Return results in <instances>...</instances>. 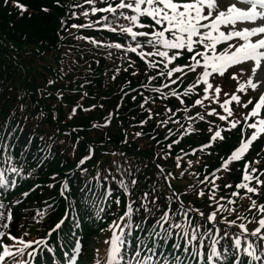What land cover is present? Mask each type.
Returning a JSON list of instances; mask_svg holds the SVG:
<instances>
[{
  "label": "snow or ice",
  "instance_id": "obj_1",
  "mask_svg": "<svg viewBox=\"0 0 264 264\" xmlns=\"http://www.w3.org/2000/svg\"><path fill=\"white\" fill-rule=\"evenodd\" d=\"M83 3L89 7L79 15H82L86 20L89 15L95 16L97 13L102 15L97 20H89L86 24L74 23L71 27H98L116 34L120 41H124L123 43L105 42L90 36L82 38L96 47L122 50L123 58L128 62V67L123 69L124 72H127L129 68L136 67V63L130 55L135 54L145 65L144 72L148 81L159 82L155 87L151 84H141L137 89L131 90L133 93L143 96L140 107L148 113L146 120L139 122L140 125L151 120L153 115H159V113L154 114L151 108L145 107L149 103L155 105L157 97L144 96L142 92H139L141 88L158 94V97L164 101L175 98L180 105H185L182 109L177 108L175 112L165 106V113H170V115L166 119L157 120V124L161 127L169 123L179 124L181 129L178 133L179 137L197 132L198 130L193 127L197 120L209 123L208 141L201 144L199 148H191L192 154L197 151L203 153L217 141L223 143L225 141L223 132H231L242 121L244 124L240 130L241 137L238 145L233 147L226 158L221 157L218 168L197 181L201 185H204L205 182L211 185L207 199L211 202L209 207L212 210L206 217L203 211L183 203L180 196L171 189L170 180L174 178L173 174L168 172L165 175L164 169L157 164L156 167L159 170L157 175L169 188V194L165 197L167 206L158 202L160 197L156 195L155 188L142 194L139 206H134V202L129 198L123 214L118 220H113L108 225L111 236L105 241L107 245L106 259L103 264H253V262L264 264V231H262L264 230V204L257 206L256 201L248 195L250 193L259 194L260 189L264 188V178L260 175H253V173H257L258 169L251 167L249 171L250 164L245 161L242 179L234 185L236 189L246 190L242 198L251 201L249 208L255 207L258 210L259 219L253 218L251 222L255 224V227L251 231L246 227V218L239 215L232 220L223 216L217 220L218 214L227 212L231 215L235 213V209L226 208L216 199L219 190L216 181L221 178L217 173L230 171L232 162L241 161L253 142L257 141L261 134H264V116H261V109H264V93H261L259 99L253 104L251 98L245 102L237 95V92L246 90L245 84H240L236 92L229 93L223 90L222 84L214 83L217 78L216 74L223 80L231 72L232 66L253 62L252 74L248 76L246 85L257 91L259 88H264V0H230L228 3H224L223 0H83ZM56 4L59 6V0H56ZM17 6L22 11L24 10L23 5L18 4ZM82 7V4L76 2L70 6V9ZM43 10L47 11L48 9ZM71 16L76 17L77 12L71 11ZM61 23L62 26L66 25L64 20ZM239 25L243 26L239 27ZM183 59H186L187 63H178ZM120 71L119 67L115 69L113 80ZM138 72L139 69L133 71L132 76L138 75ZM150 73H154V75ZM189 74H194V80L184 88L182 93L178 92L177 87L183 84ZM237 75V73H232L231 79L235 80ZM53 83L52 80L48 81L49 85ZM197 86L202 89V95L191 100V94L197 89ZM61 95L58 93V98ZM84 95L86 96L87 93ZM221 95L224 97L222 101ZM124 98L125 96H121V100ZM136 98V94H133V101ZM185 98H189L190 103L185 104ZM205 101L209 104H217L223 110V114L217 112L216 108H209ZM233 101L239 108L247 109L249 105H252L251 110L246 114L241 113L242 121L236 118L234 110L229 107ZM195 106L202 108L203 114L196 112L194 119L188 110ZM119 107L118 104L117 109ZM21 108H23L22 105ZM92 108H95V105L84 110L90 111ZM181 111L185 114L184 118L191 122L187 128L179 120L172 119ZM76 112L77 108L73 107L69 118ZM114 113L115 110L109 112L108 118L104 121V127L110 125ZM208 117H218L219 121L224 122V126L212 123L207 119ZM250 118H252L251 122ZM101 126L98 123L92 125L94 128ZM8 127L9 121H6L3 130L0 131V191L14 189L19 180L31 178L34 171L27 168L28 161L26 159L32 148V137L29 136L28 142L21 144L19 137L13 139L18 130L22 131L19 125L12 127L11 131H8ZM246 129L252 130L251 135L246 134ZM141 135V132L135 133L137 137ZM171 135L172 129L169 128L165 140ZM180 142V139H173L171 143L167 144L169 151L164 153L165 159L169 157L172 147ZM17 147L25 157L24 160L15 155L14 149ZM92 147L89 145V154L83 156L76 165L81 174L86 175V169L82 166L92 158ZM180 151L185 156L189 154L184 149ZM37 152L51 154V147L38 146ZM209 154L211 153L209 152ZM33 158L36 159V157ZM44 160L45 157L40 156L37 167L43 164ZM175 160L176 167L180 168L181 157L177 155ZM187 163L191 167L193 163L199 164L200 160L197 159L195 162L188 160ZM252 163H259V161ZM204 167L207 168L208 165L205 164ZM26 171L27 175H25ZM118 171L123 172L124 170L118 167ZM9 173L11 176L8 175ZM184 174V172L180 173L181 176ZM52 178L55 179V174ZM93 179L96 181L97 189L101 187V179L109 184L115 181L118 189L129 197L131 187L137 183L135 178L131 179L130 183H126L123 178L117 181L110 172L101 178L98 171ZM84 183L88 185L89 181ZM35 187H39V185H34L33 190ZM47 187L52 188L53 185L48 184ZM60 187V196L68 199L65 193L70 194L69 179L66 178ZM189 187L193 189V194L196 197H205L204 188L197 190L195 185H189ZM232 187V184L224 185V188ZM112 193L111 187H108L102 196L98 192H92L91 195L94 197L92 203L95 205L96 200L103 203L109 200ZM28 195V191L22 193L24 198ZM237 195L238 192H231L232 197ZM83 197L84 193H82ZM223 199L225 197L221 196L220 200ZM120 202V197L117 196L114 203L119 206ZM173 202L177 205L175 210L172 208ZM13 203H20V200L13 201ZM234 203L235 201L229 197L228 204ZM53 206L48 205L47 207L51 209ZM95 210L97 213L105 211L104 208L98 206ZM69 214L73 217L72 225L68 230L69 239L67 243L61 240V244L62 247H67L69 244L72 247L70 253L64 252V255L68 257L64 264H78L79 255L82 254V242L76 237L73 229L80 226L79 215H88V206L85 204L78 211L75 204H69L65 211V217ZM38 215L43 218L45 213L40 212ZM150 220L151 224H149ZM238 220L241 222L237 223ZM8 221H11V212L8 214ZM64 224L65 218L62 217L49 230V236L53 232L61 230ZM2 227L8 229L9 224L5 223ZM6 234L8 239L15 243L5 244L0 241V264H32L38 250L40 254H43L45 249L49 253H54V249L46 244L48 236L26 241L23 238L12 236L10 232H0V237ZM242 239L245 241L243 244L241 243ZM253 239L254 242H252ZM31 245H35V247H30ZM169 245L170 247H168ZM25 254L29 257L27 261L18 258ZM52 264H59L55 256H53ZM94 264H102V261L97 258Z\"/></svg>",
  "mask_w": 264,
  "mask_h": 264
},
{
  "label": "trees",
  "instance_id": "obj_2",
  "mask_svg": "<svg viewBox=\"0 0 264 264\" xmlns=\"http://www.w3.org/2000/svg\"><path fill=\"white\" fill-rule=\"evenodd\" d=\"M15 1L24 6V11H11L7 3L0 1V131L3 130L5 122L9 121L8 131L17 125L22 129L17 131L13 137L14 140L19 137L23 144L28 142L29 136L32 137V148L26 159L27 168L34 171L37 170L36 166L41 156V153L37 152L40 137H43L42 145L51 147L53 155L49 156V165L46 166L49 170L39 169L37 177L39 179L36 182L46 186L51 175L57 174L69 179L70 198L75 197L79 201L80 197L82 199L81 191L89 192L88 195L91 197V183L82 189V177L79 172H73L74 165L70 163L71 157L65 158V163L59 162L56 157L59 156L58 152L66 148L68 143L66 138H70L71 142L76 144L74 155L76 154L78 158L84 155L90 144L95 147L94 155L100 151L99 144H104V148L113 146L112 149L125 152V158L121 160L123 165L119 167L124 171H118V163H112L110 169L113 173L116 171L125 175L128 172L134 173L133 176L137 181L131 187L134 198L138 199L142 191H150L154 186L158 196H161L163 191L167 192L168 187L157 175L156 164L160 162V157L157 156L155 160L151 150L159 141V153L164 158L167 149L162 140L163 133L158 134L161 128L158 126V131L153 129L155 124L149 120L140 126L141 132L145 131L144 135L151 138L150 145L146 147L141 148L135 145L136 141L123 140L122 129L139 126V122L146 117V112H143L139 103L141 96L131 91L141 84L153 85L142 75L145 73L144 69H141L138 75L132 76L130 68L127 72L123 71L128 67L123 64L121 71L113 80L116 68L110 61V57L89 49L92 46L91 43L82 39L78 28H72L69 32L67 27L59 26V16L63 15V9L56 4V0ZM65 1L59 0V4ZM74 23L78 24V22ZM89 36L97 39L112 37L111 40L120 42L111 33L99 35L91 32L86 35V37ZM52 62L55 63L54 66ZM139 65H142L140 60ZM49 80L54 83L49 85ZM139 91H145V96L157 97L155 105L149 103L145 106L146 108H151L154 114L159 113L160 117L170 115L165 113L164 109L165 106H175L172 101L163 102L157 94L143 88ZM58 93L62 94L60 98L57 96ZM84 93L87 95L85 96ZM133 94L137 97L135 101L132 99ZM121 96L125 98L121 100ZM118 104L119 109H117ZM92 105H95V108L84 113L83 109H90ZM73 107L77 108V112L69 118ZM114 110L115 113L106 131L90 128L91 122L99 123L103 118L107 119L109 112ZM151 129L153 130L150 131ZM175 150L176 147H172L169 157L164 158L165 164H169L170 167L173 166L171 161ZM64 152L63 150L62 154ZM14 153L19 159H25L19 147L14 149ZM37 194H39L37 202L34 204L32 199ZM34 195L28 196L25 204L13 209L15 222H18L20 216L23 223L26 218L33 216L32 209L27 211H18V209L42 206V201L49 196L50 204L54 200L58 205L59 211L53 213L55 216L60 215L64 204L67 203L64 197L57 194L56 186L54 189L47 187L42 191L37 190ZM77 208L79 211L81 206ZM68 228L69 223H65L63 227L65 234H68ZM85 228L88 229L89 226L85 225ZM53 238H58L57 233L53 235Z\"/></svg>",
  "mask_w": 264,
  "mask_h": 264
},
{
  "label": "rangeland",
  "instance_id": "obj_3",
  "mask_svg": "<svg viewBox=\"0 0 264 264\" xmlns=\"http://www.w3.org/2000/svg\"><path fill=\"white\" fill-rule=\"evenodd\" d=\"M223 2L228 3V2H230V0H223ZM241 6H243V5H241ZM242 26L243 25H239V27H242ZM52 64L55 65L54 62H52ZM252 66H253V62H245L240 66H232L231 72H229V73H237L238 74V77L235 80L231 79V77L228 75L225 76L223 78V80H221L219 78L218 74H216L217 78L215 79L214 83L222 84L223 90L225 92H229V93L236 92V90L240 84H245L246 90L244 92H237V95H239L241 97L242 101H245L246 98H248V99L253 98L252 101H256L257 99H259L260 94L264 93V88H259V90L257 91V90H252L251 88L247 87L246 81L248 79V76L252 74L251 73ZM209 79L211 81L212 78L210 77ZM193 80H194V74H189L188 77L184 80L185 85H188ZM198 95H202V89L199 86H197V89L195 90V97L197 98ZM220 99H221V101L224 99L223 95H221ZM205 104H207V106L209 108H216L217 112H220L221 114H223V110L220 109L217 104H215V103L209 104L207 101H205ZM229 107H231L234 110V112L236 114V118L241 119V121H242L241 113L246 114L247 111L251 110L252 106H249L247 109L239 108L236 105V102L233 101L229 105ZM262 110L263 109H261V111ZM194 111L195 112H201L203 114V109L200 107H198V108L195 107ZM261 116H264L263 111L261 112ZM194 119H195V117H194ZM207 119L211 120L212 123H214V124H219L221 126H224V122L219 121L218 117H208ZM251 119L252 118H250V122H251ZM202 122H204V124H206V126H210L207 121H202ZM243 127H244V124L242 121L240 125H237L236 129L232 130L231 132H224V133L228 134L230 136H237L235 138V142H236L237 139L240 140V137H241V131L240 130ZM251 131H252L251 129L249 131L246 129V134L251 135ZM140 142L142 143L143 141L140 140ZM216 150L217 151L223 150V155L227 154L228 148L225 146V141L223 143H220V145L217 146ZM258 153H259V155H258ZM243 158L250 164L249 171H250L251 167L258 169L257 173H253V175H260V176H262V178H264V173L261 172L262 170H264V134H261V136L259 137V142H258V140L253 142L252 146L250 147V150L245 154V156ZM253 161H259V163H252ZM243 172H244V167H241L240 163H238V162H232V164L230 166V171L223 172L222 178L220 179V181H222L223 185L221 187H219L216 199L219 201L220 204H223L226 208H229V207L234 208L235 213L230 215L227 212H223V213L218 214L217 217L221 218V216H223L229 220L236 219L237 215L244 217V218H246L245 219L246 227L251 231L255 227V224L253 222H251V221H253V218H255L257 220L259 219L258 210L255 207L249 208L251 201L247 198H242V197H244L246 190L236 189L234 187V185L236 183H239L241 181ZM192 174L195 176L194 172H192ZM179 182H181L182 184L189 183L188 180H180ZM173 183H177V181H173ZM252 183H254V182H252ZM225 184H232L233 187L230 189L224 188ZM205 185L206 184L200 186V188L205 189L206 195L204 198H207V195L210 194L209 190L211 189V186H210V188L209 187L205 188V187H203ZM232 191L238 192V195L232 197L231 196ZM248 195L251 196L252 200L256 201L257 206L264 204V188L260 189L259 194L250 193ZM221 196H224L225 199L220 200ZM229 197L235 201L234 204H231V205L228 204V198ZM210 203L211 202L208 199H206V201L203 204H199V210L204 212L205 217L212 210L209 207ZM240 222L241 221H239V220L237 221V223H240ZM236 231H239V230L236 229ZM262 231H264V230H262ZM36 232H37L36 227L31 225L30 226V232L25 231V232L21 233L19 236H15V237L23 238L26 241L35 240V239L39 238L38 235L36 234ZM25 233H27V235H25ZM241 241L243 243L245 242L243 239ZM7 242L9 244L15 243V241H12L9 239ZM252 242H254V239Z\"/></svg>",
  "mask_w": 264,
  "mask_h": 264
}]
</instances>
